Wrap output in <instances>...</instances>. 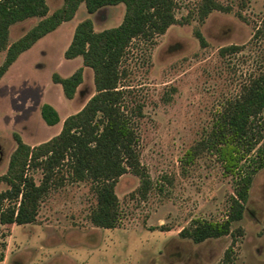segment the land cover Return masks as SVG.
I'll list each match as a JSON object with an SVG mask.
<instances>
[{
  "label": "rangeland",
  "instance_id": "1",
  "mask_svg": "<svg viewBox=\"0 0 264 264\" xmlns=\"http://www.w3.org/2000/svg\"><path fill=\"white\" fill-rule=\"evenodd\" d=\"M214 1L228 11H212L200 20L201 0H173L176 22L164 34L133 39L120 60V105L135 135L143 177L128 171L115 184L117 226L92 225L95 183L75 180L64 160L51 172L35 220L0 224V264H224L227 249L228 264H264V168L252 178L243 217L231 225V235L199 244L179 236L195 219L225 220L232 178L206 149L188 165L183 160L207 138L225 103L264 73V0ZM47 5L51 15L63 0H47ZM124 9L119 4L88 15L81 5L70 22L24 53L0 80V177L16 148L14 134L33 147L59 133L62 123L48 127L41 119L42 104L52 105L63 120L95 94L92 70L81 58L63 57L76 25L89 18L95 32L113 28L121 23ZM39 21L31 18L12 26L9 43ZM195 31L204 38L203 46ZM230 46L238 50L220 53ZM4 57L1 52L0 65ZM79 68L82 84L67 100L52 74L65 78ZM261 118L264 135V113ZM44 174L42 165L26 168L36 185ZM7 188L0 183V191Z\"/></svg>",
  "mask_w": 264,
  "mask_h": 264
},
{
  "label": "trees",
  "instance_id": "2",
  "mask_svg": "<svg viewBox=\"0 0 264 264\" xmlns=\"http://www.w3.org/2000/svg\"><path fill=\"white\" fill-rule=\"evenodd\" d=\"M198 17L204 19L212 11H228L214 0H201ZM124 5L121 23L95 32L91 19L79 22L70 44L63 53L65 60L82 59L84 67L93 72L95 94L77 113L66 117L57 135L36 146L25 144L14 134L16 148L11 153L5 175L0 183L8 188L0 191V224L27 225L35 220L41 199L48 190L53 168L67 160L75 180L94 181L96 207L90 214L93 226L113 229L119 222V202L115 184L128 171L142 178L136 152L135 135L129 120L121 110L122 89L117 86L118 65L126 47L137 37L150 38L164 34L176 20L173 0H63V5L48 15L46 0H0V53L5 57L0 65V80L25 52L39 40L70 22L81 5L88 15L108 6ZM31 18L40 21L16 41L9 43L10 28ZM201 46L204 38L194 32ZM238 50L236 46L220 53ZM66 99H73L82 84V69L68 77L52 74ZM264 113V73L244 85L234 100L225 103L217 115L207 138L187 151L183 164H190L197 153L206 149L219 161L223 174L233 180V195L225 220L211 222L200 219L180 231L179 236L194 244L231 235V225L240 221L253 176L264 168V135L260 120ZM44 124H59L57 111L44 103L40 108ZM43 166V180L36 185L26 176V168ZM142 191L147 183L141 182ZM7 202V205L5 203ZM227 249L224 264H228Z\"/></svg>",
  "mask_w": 264,
  "mask_h": 264
},
{
  "label": "crops",
  "instance_id": "3",
  "mask_svg": "<svg viewBox=\"0 0 264 264\" xmlns=\"http://www.w3.org/2000/svg\"><path fill=\"white\" fill-rule=\"evenodd\" d=\"M61 25H62V24H61ZM54 32H55V31H54ZM52 33H53V32H52ZM50 34H51V33H50ZM48 35H49V34H48ZM42 39H43V38H42ZM39 41H40V40H39ZM39 41H38V42H39ZM38 42H37V43H38ZM37 43H36V44H37ZM36 44H35V45H36ZM35 45H34V46H35ZM34 46H33V47H34ZM33 47H32V48H33ZM28 51H29V50H28ZM25 53H26V52H25ZM23 54H24V53H23ZM23 54H22V55H23ZM22 55H21V56H22ZM21 56H20V57H21ZM20 57H19V58H20ZM19 58H18V59H19ZM18 59H17V60H18ZM77 89H78V88H77ZM75 94H76V93H75ZM74 96H75V95H74ZM67 100H71V99H67ZM49 105H50V104H49ZM51 106H52V105H51ZM52 107H53V106H52ZM53 108H54V107H53ZM63 120H64V119H63ZM63 120L60 119V122H59V123H62ZM57 125H58V124H57ZM53 127H54V126H53Z\"/></svg>",
  "mask_w": 264,
  "mask_h": 264
},
{
  "label": "water",
  "instance_id": "4",
  "mask_svg": "<svg viewBox=\"0 0 264 264\" xmlns=\"http://www.w3.org/2000/svg\"><path fill=\"white\" fill-rule=\"evenodd\" d=\"M0 150H1V147H0ZM2 153H1V151H0V161H1V159H2Z\"/></svg>",
  "mask_w": 264,
  "mask_h": 264
},
{
  "label": "flooded vegetation",
  "instance_id": "5",
  "mask_svg": "<svg viewBox=\"0 0 264 264\" xmlns=\"http://www.w3.org/2000/svg\"><path fill=\"white\" fill-rule=\"evenodd\" d=\"M47 1V0H46ZM1 151V153L3 154V152H2V150H0Z\"/></svg>",
  "mask_w": 264,
  "mask_h": 264
}]
</instances>
